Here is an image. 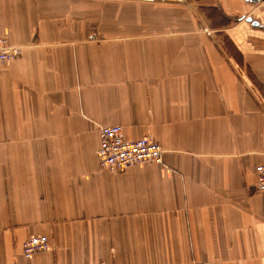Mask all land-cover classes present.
I'll return each mask as SVG.
<instances>
[{"label": "crops", "instance_id": "crops-1", "mask_svg": "<svg viewBox=\"0 0 264 264\" xmlns=\"http://www.w3.org/2000/svg\"><path fill=\"white\" fill-rule=\"evenodd\" d=\"M142 3L0 0L21 49L0 67V264H264L261 3L217 0L231 50L209 28L96 30ZM103 126L153 140L162 163L102 170ZM31 236L50 248L26 259Z\"/></svg>", "mask_w": 264, "mask_h": 264}, {"label": "rangeland", "instance_id": "rangeland-1", "mask_svg": "<svg viewBox=\"0 0 264 264\" xmlns=\"http://www.w3.org/2000/svg\"><path fill=\"white\" fill-rule=\"evenodd\" d=\"M157 3L174 5L167 6L165 4ZM216 3L217 0H171V2H168L167 0H154L152 6H147L145 3L132 6L130 11L131 14H129V7L126 6L125 8V6H122L123 20L122 22L117 21L116 23L119 27L117 26L114 28V20H108L107 18L105 23L98 26L96 30L99 29L100 33L104 32V36H112L115 30H120V37L134 36L140 38L139 36L141 35L142 37H148L149 35H182V33L192 32V29L195 28H202L203 32L210 36L211 31H209V29H214L218 32L217 36L221 37L223 40V47L227 50H231L227 40L224 38L223 24L219 28L218 26L216 27V25H220L218 24L219 19L220 23H223V19L221 18L220 12H218ZM260 8L264 11L263 3H261ZM135 14L137 16H135ZM185 18L189 19L186 20ZM192 23L195 26H193Z\"/></svg>", "mask_w": 264, "mask_h": 264}, {"label": "built area", "instance_id": "built-area-1", "mask_svg": "<svg viewBox=\"0 0 264 264\" xmlns=\"http://www.w3.org/2000/svg\"><path fill=\"white\" fill-rule=\"evenodd\" d=\"M20 55V48L10 46L0 37V67L16 60ZM96 159L102 170L120 173L140 164L162 163V149L149 138L125 139L120 126H103L98 132ZM254 190L264 194V163L255 167ZM49 248L47 237L31 236L22 244V254L28 259L36 253L48 251Z\"/></svg>", "mask_w": 264, "mask_h": 264}, {"label": "water", "instance_id": "water-1", "mask_svg": "<svg viewBox=\"0 0 264 264\" xmlns=\"http://www.w3.org/2000/svg\"><path fill=\"white\" fill-rule=\"evenodd\" d=\"M250 2L253 3V4H255V3H263L264 4V0H250ZM246 21L247 22L251 21V18H246ZM253 24H254V26L257 25L255 22H253Z\"/></svg>", "mask_w": 264, "mask_h": 264}]
</instances>
